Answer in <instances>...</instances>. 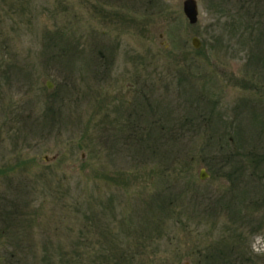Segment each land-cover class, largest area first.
Returning a JSON list of instances; mask_svg holds the SVG:
<instances>
[{
  "label": "rangeland",
  "instance_id": "374dc122",
  "mask_svg": "<svg viewBox=\"0 0 264 264\" xmlns=\"http://www.w3.org/2000/svg\"><path fill=\"white\" fill-rule=\"evenodd\" d=\"M182 2L0 0V264H264V0Z\"/></svg>",
  "mask_w": 264,
  "mask_h": 264
},
{
  "label": "water",
  "instance_id": "95a60500",
  "mask_svg": "<svg viewBox=\"0 0 264 264\" xmlns=\"http://www.w3.org/2000/svg\"><path fill=\"white\" fill-rule=\"evenodd\" d=\"M182 9L190 23H195L197 21V17H198L197 0H183ZM192 44L195 47L199 46L200 40L197 36H192ZM48 86H50L49 83ZM204 176H205L204 172H201L200 177L202 178Z\"/></svg>",
  "mask_w": 264,
  "mask_h": 264
},
{
  "label": "trees",
  "instance_id": "16d2710c",
  "mask_svg": "<svg viewBox=\"0 0 264 264\" xmlns=\"http://www.w3.org/2000/svg\"><path fill=\"white\" fill-rule=\"evenodd\" d=\"M140 137H143V136H140ZM219 254H220V252H219ZM246 262H247V264H249V262H250V260H246ZM246 262H244V263H246ZM243 263V260L241 261L240 260V262L239 261H237V259L233 262V264H242Z\"/></svg>",
  "mask_w": 264,
  "mask_h": 264
}]
</instances>
